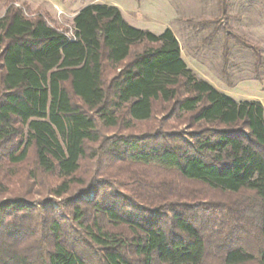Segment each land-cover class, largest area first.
I'll return each instance as SVG.
<instances>
[{
	"label": "trees",
	"instance_id": "1",
	"mask_svg": "<svg viewBox=\"0 0 264 264\" xmlns=\"http://www.w3.org/2000/svg\"><path fill=\"white\" fill-rule=\"evenodd\" d=\"M187 22L249 53L231 0ZM72 36L0 17V264H264V109L187 68L173 33L90 4Z\"/></svg>",
	"mask_w": 264,
	"mask_h": 264
},
{
	"label": "rangeland",
	"instance_id": "2",
	"mask_svg": "<svg viewBox=\"0 0 264 264\" xmlns=\"http://www.w3.org/2000/svg\"><path fill=\"white\" fill-rule=\"evenodd\" d=\"M11 3L27 17L43 16L49 26L68 37L73 33V18L82 8L90 4L115 6L134 28L156 36L169 29L188 69L233 100L257 101L264 109V71L261 82L252 79L253 61L249 53L231 45L230 79H222L221 37L212 46L202 47L200 43L210 29L198 30L187 22L215 18V0H0V17ZM229 14L233 17V32L258 46L264 56V0H231Z\"/></svg>",
	"mask_w": 264,
	"mask_h": 264
}]
</instances>
